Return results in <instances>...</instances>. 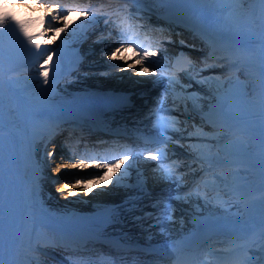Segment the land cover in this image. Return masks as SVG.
Segmentation results:
<instances>
[{
	"label": "snow or ice",
	"instance_id": "6c2138e0",
	"mask_svg": "<svg viewBox=\"0 0 264 264\" xmlns=\"http://www.w3.org/2000/svg\"><path fill=\"white\" fill-rule=\"evenodd\" d=\"M13 3L16 0H12ZM28 3V0H24ZM121 3L128 5L132 4L137 6L135 9V15L128 10L127 7L124 9H118L114 14L110 13H100L108 18L104 19L102 22L108 25L112 15H115L118 19L112 20V24L119 29L118 39L120 43L118 47L114 49L112 54L107 58L109 60L122 59V57H117L116 53L120 52L122 49L129 47L134 48L138 51V60L136 63H141V68L139 71L135 72V75H142L147 73L149 69L153 70V75L157 72L161 77H167L165 91L161 94L155 108L153 109L152 116L153 127L156 129L158 136L162 139L156 141L158 147L155 151L146 150V156L150 157L154 161L158 160H168L167 148L169 144H176L180 148H185L190 150L191 158L194 163L200 165L199 171L205 175L197 177V169L190 164H183L178 158L172 160L167 164H158L157 173L158 179L164 181H171L174 183L179 190V188L185 183V177L191 176L195 182L192 190L187 196H180L179 194L175 197L177 200H184L187 202L190 197L195 196L197 199H204L205 203H211L208 198L206 189L217 190L220 183H225V179H221L213 174V178L210 180L207 178V174L212 172V169L221 164L220 152L216 151L214 154L215 145L211 144V141H216V144L222 142L225 137H217L215 131L217 128L223 130L227 127L231 130L234 125L230 124L231 121L235 119L233 114V108L235 107L234 101L246 96L251 95V85H245L241 83L240 77L237 76L233 79L228 76L227 79L224 78V72H234L243 69H255L259 77V115L262 120H264V0H195V2H190V0H120ZM186 3H205V4H228L236 5V7L228 8H217L215 12L218 14L217 17H210L204 15L202 22L192 25V31L194 36H198L202 39L208 46L209 52L197 65L191 58L185 56L184 53H180L175 58V63L172 65V70H161L163 65L161 60L148 61V57H156L161 49L159 47L153 48L151 44L147 46L137 42V37L140 34V30L144 27L143 24L136 23L135 25L131 22L136 16L143 19L140 14L143 12L141 5H166V4H186ZM245 5H259V18H256L255 10H252V15L249 17L247 15V9ZM60 7V5H56ZM82 15H87L91 17L93 23L99 24L101 21L96 19L97 13L89 11L87 9H80ZM67 13L63 16L57 14L54 19H64ZM9 21H13L15 28L18 29L19 35L24 38L28 45L33 46L35 49L39 50L41 45L38 42L39 38L30 36L23 24L16 21L14 17H9L7 15H0V34H2L5 26L8 25ZM259 24L260 40L258 41L261 45L260 53L258 56H253L254 48L253 44L257 43L249 38V33L245 29L249 24ZM81 30L89 27V25H81ZM226 29V31H225ZM53 33L63 32L64 28H52L50 29ZM75 32V29L73 30ZM112 33L109 32V36ZM55 36L50 37L45 43H50ZM97 43H100L97 40ZM168 43H173L170 37H168ZM181 45L187 46L185 41L181 39ZM107 47V45H105ZM192 47H195L194 45ZM55 53H47L46 59L43 64H48L53 60ZM164 57H167V50H164ZM41 65L42 71L40 75L43 77V84L45 86L49 85V69L44 68ZM259 65L257 68L256 65ZM132 64H128L127 68H132ZM221 68L224 72L220 76L208 75L205 76L203 73L208 72L211 69ZM119 71L123 72L126 69L124 67H119ZM184 73V77L181 78L178 73ZM55 78V74L53 76ZM187 81V82H185ZM193 83L206 88L208 92L214 93L212 96L211 105L205 104V96L207 92L202 95L200 92H190L188 89L193 87ZM172 113H179V115H172ZM184 116L186 119H181ZM199 117L201 123L198 125L195 123L196 118ZM212 125L213 132H205L204 126ZM189 126H191V131H189ZM170 133L179 134V138L174 139L173 135ZM187 139L188 141H194L185 145L182 140ZM160 145H163L162 147ZM47 148V145H45ZM55 155L54 151H46L45 159L51 161L52 157ZM132 150L129 149L126 153L121 154L119 158H112L110 160H105L103 163H98L96 166L100 168L107 169L109 167H114L116 163L121 160H131ZM2 164V161H0ZM83 159L80 164H65L57 165L55 171H59L60 168H74L78 166H83ZM204 165H208L205 168ZM187 169L186 172L180 173L178 169ZM133 164H128L123 166V175L117 178L114 182L109 181L108 183H115L117 187H131V176H132ZM119 171V170H118ZM93 180L103 179V174L93 175L91 177ZM77 184L87 183V179L77 180ZM69 187L68 184H64L62 187L58 188L57 191L63 192ZM264 190V189H262ZM234 191L243 193V187L235 188ZM74 195V193H69V196ZM0 199H2V189H0ZM219 199V197H217ZM260 205L264 208V197L260 200ZM137 207L135 202H130V210H135ZM165 207H170V205H165ZM3 215L2 205H0V217ZM168 220H172L173 217L168 215L166 217ZM2 220H0V247L3 246V228ZM237 239L246 240L248 243L255 244L260 243L261 248L264 249V221L259 225V231L255 233V239L248 240L247 235L244 237H238ZM248 243L239 244L235 249L238 253H243L247 257L249 251ZM0 264H5L3 258H0ZM177 264H180L177 261ZM236 264H252L251 258L247 257L243 260L237 261Z\"/></svg>",
	"mask_w": 264,
	"mask_h": 264
},
{
	"label": "bare ground",
	"instance_id": "6f19581e",
	"mask_svg": "<svg viewBox=\"0 0 264 264\" xmlns=\"http://www.w3.org/2000/svg\"><path fill=\"white\" fill-rule=\"evenodd\" d=\"M22 1L23 0H21V2L17 1L13 3L12 0H5V2L0 0V3L2 4L3 10H9V17L19 18L20 23L24 25L25 30L30 36L36 37L37 31L40 32V35L45 33V31L42 30V23L40 22V18L37 16L39 11L37 9L31 8L30 5ZM255 7L260 8L259 5H255ZM246 9L248 10L247 15L251 17L252 10L249 9V7ZM256 18H259V13ZM12 30H17L15 34V44L19 43L20 46L25 45L27 42L22 36L19 35L18 29L15 28V25L11 29H9V31ZM245 31L252 36H257L260 34L259 24L250 23ZM46 34L48 35L49 33L47 32ZM60 36L61 34L59 33L58 38ZM58 38L56 40H58ZM43 46L44 45H42L40 49L45 48ZM31 48L32 47L25 48L24 50H29ZM32 57L33 56H25L23 61ZM94 62L97 61L95 60ZM93 64L97 65L98 63ZM111 65L112 64L110 63V61H108V66ZM256 67L258 68L259 65L257 64ZM96 69L97 70H93L92 73H97L100 76L95 77L96 79L94 78L93 81L85 80L86 82H77L75 83L77 84L76 88H84L85 85H99L103 83L106 84V82L110 83L111 85L114 84L113 80L109 81L106 78L98 80V77H102L105 72H108V75H112V73H114L113 69ZM246 70H248L250 77V81L247 82L246 85H251L250 90L254 96L255 105H257L259 97L258 73L255 69H245L243 72H246ZM23 73L14 74V76L12 77H17L15 79L18 80L19 78H21L20 76ZM128 73L131 75L134 74L131 72ZM135 76L138 77V75ZM83 77L89 76L83 75ZM25 79L26 81H24V85H22L23 89H25V91H28L30 95H33L31 96L29 103L39 102V99L34 97L39 94L38 92L35 93L37 89L34 87H36L37 84L40 83V81H43V78H38L37 80L33 79V81L31 82L30 80H28V78ZM71 86L74 85L72 84ZM10 89L11 88L9 87V85H6V83H0V161H2V164H0V189H2V199H0V205H2L3 209V215L2 217H0V220H2L3 222V246L0 247V258L4 259L5 264H47L48 260L42 259V256H28L27 245L30 244V241L28 232L29 230L27 228L29 227V222L33 221V217L39 215L40 212H44L41 210L46 207H52L55 208V210L58 209V211H62V208L67 209L68 205L70 204L73 205L72 207H70V209H73L74 206H80V208L81 206L89 208L96 203H106L105 201L110 198L109 196H113V194L107 196V194L111 193L110 191L112 190V188L109 187L107 191H102L101 189L105 186L100 185L99 182H97L94 190H91L93 187L92 181L83 184H77L75 182V184L68 183L69 187L63 192L57 191V189L61 186H57L52 189L50 185L48 187H45L40 193H38V191H36L37 188L35 187L36 184L33 181V175L35 173V169L39 167V163L42 160L39 159V161H37L32 154L37 157V152L40 150L39 148L40 146H42V142L36 143L37 149L35 150L33 141L28 137V133L32 130L33 124L29 123L23 126V124L21 123V120H27V116L23 113V110L21 108L22 105H20L19 103L20 100L18 102V99H15V96L12 94ZM46 137L48 138L47 135ZM232 147L242 148L241 145L234 143H232V145H229V148ZM219 152L221 155L224 151L220 150ZM88 177V173L80 176L82 180L87 179V181ZM65 178L61 181H65ZM12 180L17 181L19 184L14 185L12 183ZM219 186L222 189L221 192L223 196L228 198L229 202H231L228 190H225L222 185ZM90 192H94L96 196L99 197L94 198L93 195L90 198V196H88L87 194ZM69 193H74V195L69 196ZM104 194H106V196H103V201L100 197H102V195ZM78 195H80L82 199H80ZM124 195V192L120 191V194L117 195V200L114 202L116 203L122 201V197ZM40 197H42V200H40ZM113 198L115 197H112V199ZM35 199H39V201H37L36 203ZM54 202H58L61 205L53 207ZM39 205H42V207H37ZM227 207H229L230 209H235L236 207L238 208L239 205L231 203L228 204ZM80 208H75V210H81ZM70 209H67L65 212H69ZM166 226L163 225V227H161L160 229L166 228ZM166 231H171V229L166 228ZM260 247L261 246H258L257 250H259ZM65 264H68V262L65 261Z\"/></svg>",
	"mask_w": 264,
	"mask_h": 264
},
{
	"label": "rangeland",
	"instance_id": "374dc122",
	"mask_svg": "<svg viewBox=\"0 0 264 264\" xmlns=\"http://www.w3.org/2000/svg\"><path fill=\"white\" fill-rule=\"evenodd\" d=\"M2 1H3V0H2ZM235 7H236V5H235ZM246 8H248V5H246ZM6 10H7V11H6ZM7 13H8V14H7ZM0 15H7V16L9 15L8 9L3 10V8H2V4H1V3H0ZM15 20L20 22V20H19L18 17L15 18ZM13 26H14L13 21H9L8 25L5 26V29L3 30L2 34H3V33H6V31L9 30V29H11ZM61 27L64 28V31H63L62 33H67L68 28H66V27H64V26H60V25H58V28H61ZM16 31H17V30H16ZM16 31H14V30L10 31V33H9V37H10V39H12V38L15 37V32H16ZM48 31H50V33H49L48 35H46V37H43V35H42V36H39L38 34L36 35V37L39 38L38 42L40 43L41 47H42V45H44L43 47H45L46 49L49 48V47L55 42V40H56V39L54 38V39L51 40L50 43H45V41H47L50 37L55 36V35L53 34V32L50 30V28H49ZM2 34H0V45H1V44H4V45H3V48L0 49V57H1L2 55H6V52H8L9 50L12 49V48L10 47V44L6 45V39H3V37H1ZM29 47H32V48L29 49V50H27V49H26V50H22L23 54H27V53L29 52V54H27V55H31V54H34L36 51L38 52L37 49H35V48H34L33 46H31V45H28L27 43L23 46V48H29ZM41 47H40V48H41ZM20 48H21V47H20ZM23 48H21V49H23ZM44 59H45V56L42 57V58H39V57L37 56L35 62H32V63L36 64L35 67L29 71V73L27 74V76H23V77L19 78L18 80H17V79H13L12 81L9 80V85H11V84H23V81H26L25 78H28V80H30V81H33V79H34V80H37L38 78H42V76L40 75V73H41V71H42L41 65L43 64ZM37 62H38V64H37ZM94 78H95V77L92 78V76H89V77H83V78H82V76L76 74V75H74V76L72 77V79L69 81V83H70V84H71V83L75 84V83H77V82L85 81V80H87V81H88V80H89V81H93ZM101 79H102L101 77H98V80H101ZM85 82H86V81H85ZM0 83H6V81L4 80V78H3V76H2L1 73H0ZM67 83H68V82H67ZM67 83H66V84H67ZM69 83H68V84H69ZM7 84H8V83H7ZM63 85H65V84H62L61 86H59V87L56 89V91H57L58 93H61L62 90H64V89L62 88ZM9 87H10V86H9ZM36 88H37V90H36L35 93H37L38 90L41 88V87H40V84H38V85L36 86ZM38 97H39L42 101L50 100V99H51V92L47 93V92L44 91V94H43V92H42V95H41V93L39 92V96H38ZM44 97H45V98H44ZM78 196H79V198H80V195H78ZM53 204H54L53 207H55V206H60V205H61V204L58 203V202H54ZM70 205H72V204H70ZM70 205H69V206H70ZM67 209H68V208H67ZM65 210H66V209L63 208V211H64V212H65ZM64 212H62V213H64Z\"/></svg>",
	"mask_w": 264,
	"mask_h": 264
}]
</instances>
